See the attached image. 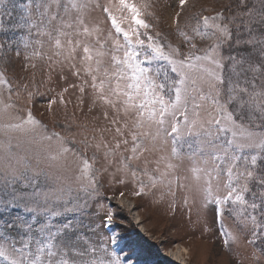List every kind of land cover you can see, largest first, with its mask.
I'll return each mask as SVG.
<instances>
[{"label": "snow or ice", "instance_id": "1", "mask_svg": "<svg viewBox=\"0 0 264 264\" xmlns=\"http://www.w3.org/2000/svg\"><path fill=\"white\" fill-rule=\"evenodd\" d=\"M188 2L0 0V264H129L105 182L264 264V0ZM53 82L64 132L32 108Z\"/></svg>", "mask_w": 264, "mask_h": 264}, {"label": "rangeland", "instance_id": "2", "mask_svg": "<svg viewBox=\"0 0 264 264\" xmlns=\"http://www.w3.org/2000/svg\"><path fill=\"white\" fill-rule=\"evenodd\" d=\"M222 2L223 0H189L186 7L191 12H199L204 8L219 7ZM158 3L164 8L172 0H158ZM161 30H168L167 23L162 25ZM42 69L43 62L38 60V81L44 78ZM8 75L11 78L28 73L21 72L17 64L16 71L10 69ZM49 88L53 90L49 91ZM59 90L55 82L47 86L41 85L39 95L32 101V108L34 114L47 123L49 128L55 127L56 131L64 132L60 125L69 124L73 120V107L70 105L65 112L57 102L52 105V113L48 111L49 97L55 99ZM79 115L77 111L76 116ZM20 143L21 151L32 147L27 138L21 137ZM120 191H125L123 197H120ZM102 192L110 198L102 202L106 207L111 205L114 212L110 231L119 234L117 250L122 249L121 255L130 257L129 264H251L242 245L234 246L232 250L223 245L216 226L210 219L207 226L211 231L204 230L205 217L197 206H193L189 213L179 202L175 208H171L167 201L157 203L149 198L134 197L126 189L112 187L107 182L104 183ZM225 223L228 227L232 226L230 218Z\"/></svg>", "mask_w": 264, "mask_h": 264}, {"label": "bare ground", "instance_id": "3", "mask_svg": "<svg viewBox=\"0 0 264 264\" xmlns=\"http://www.w3.org/2000/svg\"><path fill=\"white\" fill-rule=\"evenodd\" d=\"M173 256H174V255H173ZM170 257L173 258L172 256H170ZM170 257H169V258H170ZM174 257H175V256H174ZM171 258H170V259H171ZM177 259H178V258H177Z\"/></svg>", "mask_w": 264, "mask_h": 264}]
</instances>
